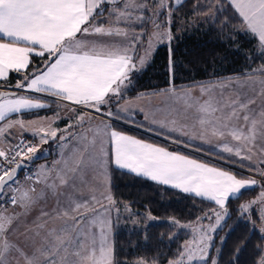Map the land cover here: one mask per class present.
<instances>
[{"label":"snow or ice","instance_id":"1","mask_svg":"<svg viewBox=\"0 0 264 264\" xmlns=\"http://www.w3.org/2000/svg\"><path fill=\"white\" fill-rule=\"evenodd\" d=\"M172 3L179 6L183 0H152V4L145 0H0V79L6 80L10 72H25L15 85L18 92L0 91V122L7 120L0 126V137L15 139L14 144L0 145V195L8 188L9 202L14 207H23L24 212L19 215L24 216L44 197L45 189L57 195V206L52 212L41 210L33 221L34 227L15 238L12 234L18 231L19 215L0 210V264H117L112 241L115 221L111 213L114 211L118 217L119 209L114 207L115 201L108 190L110 166L214 203L216 208L198 217L194 225L180 224L175 219L169 221L178 228L191 229L193 238L185 241L177 258L168 264L197 261L217 264L210 252L215 233L231 216L227 205L239 199L245 190L258 186L264 189V184L254 178H238L230 171L210 167L120 131H109L108 124L102 130L97 126L73 131L92 119L77 114L81 108L109 120L141 111L132 101L120 105V100L134 88L133 73L143 69L155 43H167L171 55L170 45L175 39L171 33L173 12L168 11L162 24L153 21L154 31L138 63L136 49L148 34L132 29L143 26V13L158 19ZM207 6L221 12L219 2ZM228 6L242 19L246 29L258 37L264 50V0H228ZM223 23L227 26L228 20ZM33 56L41 58V64L27 73ZM257 73L264 77V65L245 74L248 78L242 81L245 86H252L251 94L241 91L227 99L222 93L219 98L213 95L215 85L198 86L201 98L193 96L190 90L177 92L170 88L172 96L183 102V119L171 120L169 134L178 132L188 140L209 144L215 138L217 143L213 147H219L228 159L247 160L256 169L255 174L264 180V167H261L264 165V79H255ZM257 84L259 89L255 87ZM19 92L42 95L30 97ZM45 96L71 103L73 107L68 109L71 115L63 117L57 112L54 117L27 123L8 119L12 114L49 108ZM256 97L260 98L259 106ZM60 106L58 102L57 107ZM65 118L71 122L63 129L53 126ZM14 127L21 129L19 138L10 134ZM23 134L38 137L39 145L25 141ZM68 141H77L82 150H73L71 156L56 162L53 169L42 165L36 173L29 172L26 176L32 184L43 183L45 189L36 193L34 188L19 184V171L45 151L40 145L58 142L63 149ZM172 142L184 143L179 137ZM254 156L261 157L259 163L253 162ZM89 171H98V187L91 189L90 198L80 192ZM50 179L52 182L48 183ZM102 199L107 200V205L101 203ZM125 209L128 210L127 205ZM236 212L239 219L247 218L246 222L254 229L255 215L262 225L257 230L264 236V190L256 198L240 203ZM53 217L61 224L49 228L46 218ZM205 219H214V223H200ZM135 264L150 262L140 258ZM151 264H157L156 258ZM256 264H264V254L259 255Z\"/></svg>","mask_w":264,"mask_h":264},{"label":"trees","instance_id":"2","mask_svg":"<svg viewBox=\"0 0 264 264\" xmlns=\"http://www.w3.org/2000/svg\"><path fill=\"white\" fill-rule=\"evenodd\" d=\"M218 1L221 4V12L218 13L214 8V18L208 24L176 37L170 45L171 55L168 44L156 47L152 58L143 69L133 73L134 88L124 93V99L167 87L201 83L229 75H244L264 65V55H261L264 50L261 49L255 35L243 29L242 19L228 6L227 0ZM204 2L206 0H183L182 5H171L168 10L173 12L174 24L199 11H207ZM225 19L228 20L227 26L223 23ZM39 62L41 63V59ZM32 71L31 69L29 73ZM36 113L38 112H31ZM116 120L121 123L111 120L110 125L113 128L211 162L200 155L171 145L167 142L171 140L169 137L154 133L133 119L121 117ZM233 172L241 177L247 176ZM21 175L20 173L19 176ZM258 181L264 184V180ZM259 188L258 186L245 190L239 199H233L227 205L231 216L215 233L210 252L211 257L216 256L217 264H256V260L262 254L264 237L257 227L254 229L246 222L247 218L239 219L236 212L237 206L255 195ZM111 194L115 204H119L120 208H125L126 205L129 207L132 211L130 216L140 217L149 212L161 219L138 229L128 224H120L119 219L122 216L114 215L112 239L117 264L125 262L133 264L140 258L149 262L156 258L160 264L174 258L181 248L183 233L173 234L171 230L173 227L163 219L173 217L181 221L194 220L199 213L215 206L204 199L159 185L115 167L111 169ZM8 204H10L8 201L1 203L0 200V205ZM252 219L257 224L258 219L255 215Z\"/></svg>","mask_w":264,"mask_h":264},{"label":"crops","instance_id":"3","mask_svg":"<svg viewBox=\"0 0 264 264\" xmlns=\"http://www.w3.org/2000/svg\"><path fill=\"white\" fill-rule=\"evenodd\" d=\"M227 2H228V0H227ZM172 6H176V4L172 3ZM243 29L248 31L246 29V26L244 25V23H243ZM255 37L258 40V37L257 36H255ZM46 58L47 57H45V59ZM39 59H41V58L33 56L32 62L30 64L29 68L25 71L27 73H29V71L31 69L34 70L37 66H39L41 64L39 62ZM30 67H31V69H30ZM13 73L16 75L13 76L12 75ZM24 75H25L24 71H22L21 73L10 72L6 80L0 79V89L8 88V89L16 90L18 92V90L15 89V85L18 81H20L22 79V77ZM247 78L248 77L245 74L244 75H229V76H225V77H221V78L211 79V80L206 81V82L194 83V84L185 85V86H176L174 88L177 90V92H181L183 90H190L192 92L193 96H195L197 98H201V93L199 92L198 86L207 85L209 87H212L213 85H215L213 95L216 96L217 98H219L220 94L222 93L224 98L227 99L229 97H233V96L238 95L241 91L246 93V94H251L252 86H245L242 83V81L246 80ZM255 79H257V80L264 79V77H261L260 74L257 73L255 76ZM220 85H224L225 87L222 88ZM255 87L257 89H259L258 84L255 85ZM170 88H173V87H167V88L161 89L159 91H154V92H143L141 94H144V95L139 94V95L132 97V98L120 100V102H126V101L134 100L136 102L135 107L141 110V111L135 112L134 115H129L132 117H126V116H122V115H121V117L133 119L135 121L138 120V123L141 124L142 126L148 128V129H151L154 133L160 134L162 136H167L171 140L179 137V139L184 141V143H178V144L187 146L191 150L201 154L202 156H204L206 158H208V157L214 158L215 157V158L221 159L223 161L242 166L246 169L249 168V170L251 169V171L255 169V168H252L250 166V164L247 160L239 161L236 158L228 159L227 154L221 153L219 147H213L212 146L213 144L217 143L215 138H212V143L209 144L207 142H201L198 139L197 140H188L187 137L180 136L178 132H172L171 134H169V128H171L173 126L171 124V120L176 119L177 122H181L183 119V110H182L183 109V102L180 98L172 96V94L168 91ZM19 94L28 95L30 97L39 96V94H36V93L19 92ZM204 98H206V96ZM44 101L50 104L49 108L41 109V110H32L30 112H22L19 115L12 114L8 119H10L12 121L22 119L26 122H29V121H36V120L41 119V118H49L50 116L54 117L57 112H59L61 114V116H63V117H68L71 115L68 112V109L72 105L71 103H66L63 101H57L56 98H53L51 96H45ZM58 102L60 103V105H63V104L67 105V106L69 105V108L64 109V110H59V108H57ZM256 102H257V106H259V104L261 102L259 97H256ZM178 110H180V111L178 112ZM31 112H38V113L31 114ZM145 117H147V120L145 119ZM74 118L75 117H73V119ZM110 121L111 120H109L106 116L98 115V117H94V119H92L90 122L84 123L82 125V128L73 129V131L74 132L75 131H81L82 129H88L90 127L96 128L97 126H99V128L102 130L104 124L110 125ZM153 121H156V122L153 123ZM70 122L71 121L69 119L65 118V119H61V120L57 121L53 126L58 128V129H63ZM6 123H7V120L0 122V126H3ZM162 125H163V127H162ZM111 130L120 131L126 135L132 136V137L139 139V140H142L146 143H150V144H154V145L159 146V147L166 148L169 151H174V150L168 149L167 147H165L163 145H159V144L144 140V139L139 138L137 136H134L130 133H127V132L118 130L116 128H113L110 125L109 131H111ZM10 134L13 138H19V136L21 135V129L19 127H14L13 129H11ZM23 138L30 140L32 142V144L39 145V138L38 137H33L31 134H23ZM157 138H159V137H157ZM88 139L89 140L92 139V133L88 134ZM104 139H105V144L107 145L108 144L107 137H105ZM14 142H15V139L8 140L6 137H0V145H3L4 147H6L9 143L13 144ZM40 146L45 151L41 152L39 154V158L35 159L34 161H32L30 163L29 168L31 169L30 171L32 173H36L41 168L42 165H46L48 169H53L56 162L61 161L62 158H67L68 156H71L73 153V150H78V151L82 150L80 148V144L77 141H68L67 146L64 147L63 149L60 147V144L58 142H50L48 144H44V145H40ZM174 152H177V151H174ZM178 153H180L182 155H186L189 158L195 159L201 163L208 164L210 167H219L223 170L230 171L233 174H235L238 178H241V179L254 178V179H256L255 177H252V176L241 177V176L237 175L236 173H234L232 170H229V169H227L223 166H220L218 164H215L212 162H207L205 160L199 159L195 156L187 155V154L182 153V152H178ZM260 158L261 157L254 156L253 162L259 163ZM113 167H115V166H110L108 168V176L110 179V184H109L108 190L110 191V194H111V169ZM261 167H264V165H261ZM120 170H123V169H120ZM123 171L128 172L127 170H123ZM252 172H254V171H252ZM97 175H98V171L97 172H92V171L87 172V174L85 175L86 183L83 185H80V192L83 196L90 198V196L93 194L91 189L98 187ZM140 177H142V176H140ZM33 178L35 179V177H33ZM146 179H148V178H146ZM18 182L24 188H29V187L34 188L36 193H40L42 189H45V185L43 183L32 184L31 180H19ZM51 182H52V180L50 179L48 181V183H51ZM155 183L162 185L158 182H155ZM162 186H166V185H162ZM15 187H17V186L15 185ZM166 187H170V186H166ZM101 190H103V189H101ZM260 190H264V189H262L260 187L257 190L256 194L250 198L255 197L259 193ZM95 194L99 198V192H96ZM189 195H192V194H189ZM111 196H112V194H111ZM201 199H204V198H201ZM204 200H206V199H204ZM206 201H208V200H206ZM101 203L107 205L108 202H107V200L102 199ZM56 206H57V195L54 194L50 189H45L44 197L39 199L31 207L30 211L28 212V214L26 216L19 215V214L24 212L23 207H20V206L14 207L13 205H11V203L8 204L7 206L0 205V207L3 208V210H6V214H17V215H19L18 231L14 232L12 234L13 238H15L16 236H20L22 233L25 232V229L33 228L34 227L33 221H35L37 219V217L40 216L41 210H44V211L51 213L52 210ZM95 206L99 207V205H95ZM114 207L120 208V205L115 204ZM113 213H114V211L111 213L112 219H113ZM114 214H116V213H114ZM46 219H48V227L49 228L58 227L61 224V221L59 219H55L54 217L53 218H46Z\"/></svg>","mask_w":264,"mask_h":264},{"label":"rangeland","instance_id":"4","mask_svg":"<svg viewBox=\"0 0 264 264\" xmlns=\"http://www.w3.org/2000/svg\"><path fill=\"white\" fill-rule=\"evenodd\" d=\"M145 2L149 3V4H152V0H145ZM166 2H168V0H166ZM217 2H219L218 0H215L214 2H212L211 0H206V2H204V5L208 8L207 11L205 12H197L195 13L193 16L187 18L186 20H182V21H178L176 24H174V22L172 23V26H171V33L172 35L176 38V37H181L182 35H184L186 32H190V31H194L196 30L197 28H199L200 26H203V25H206L209 23V21L213 20L214 18V7H208L207 5L209 3H212L213 5H215ZM168 10L167 8L164 10V13L159 15L158 19L155 18V17H150L149 14L147 12L143 13L144 17H145V21H144V24L142 27H134L132 30L137 32V33H140V32H146L148 35L145 36L143 38V41H142V46H140L139 48L136 49V52L139 54L137 56V63H138V59H139V56H143L144 55V51H145V48H144V45H147L148 43V37L151 36V34L153 33L154 31V28H153V21L156 20L158 23H163L165 21V19L167 18V13H168ZM172 12V11H171ZM139 14V13H137ZM105 15L107 16V12L105 13ZM174 16L172 15L171 16V20L173 21L174 20ZM121 27H123L124 25H120ZM165 28H167V26L165 25ZM163 30V29H162ZM160 44H164V43H155L154 44V49L151 53V55L149 56L148 60L146 61V63L152 58V55H153V52L155 51L156 47ZM167 44V43H166ZM145 63V64H146ZM139 66V65H138ZM262 66V65H261ZM261 66H259L258 68H260ZM256 68V69H258ZM125 100V99H124ZM128 101L126 102H120V105H124L126 104ZM132 102L134 103V105L136 104V102L134 100H132ZM72 106H70L71 108ZM58 108V107H57ZM69 108V105H61L59 107V110H64V109H68ZM77 114H83V115H88V116H91L92 119H94V117H98L99 114H96V113H89L86 109H78V113ZM54 116V115H53ZM122 116H126V117H132V116H129L127 114H122ZM51 117V116H50ZM91 119V120H92ZM41 119H38L36 121H40ZM138 122V120H136ZM26 122V121H25ZM27 123V122H26ZM155 135V134H154ZM156 136V135H155ZM158 137V136H156ZM160 138V137H159ZM162 139V138H161ZM164 140V139H163ZM170 149V148H168ZM171 150V149H170ZM29 170H31L30 168H28ZM249 169V168H248ZM251 170V169H250ZM254 172H256V169L252 170ZM32 173V172H31ZM19 180H26V177L24 176H18V181ZM15 186V185H13ZM12 186V187H13ZM172 188V187H171ZM262 190L259 191V193L261 192ZM9 192V189L8 188H5L4 189V194ZM258 193V194H259ZM258 194L253 197V198H249L247 201H250L254 198H256L258 196ZM119 215L122 216L119 220L120 224H128L129 226H131L132 228H140V229H143L145 226H147L149 223H153V222H156L157 220H161L159 218H156L154 216H152L149 212H145L142 216L140 217H137V216H130L132 213V211L129 210V207H128V210H126L125 208H119ZM216 208V205L214 207H211L209 209H206L204 211H202L201 213L198 214V216L194 219V220H189V221H181V220H178L176 218H173V217H168V218H164L163 220H166V221H170L172 219H175L177 221H179L180 224H191V225H194L196 223V220L198 217H201L204 215V213L206 212H209L210 210L212 209H215ZM0 210H3V208L0 207ZM115 213V212H114ZM113 213V217H114V214ZM151 217V219H150ZM129 219V220H126V219ZM258 219V218H257ZM254 220V219H253ZM200 223L204 224V225H207L209 223H214V219L212 221H209L207 219L205 220H202L200 221ZM224 223V222H223ZM170 224V223H169ZM173 228L171 229L173 231V234H180V233H183L182 234V243H181V246L185 243V241H189L193 238V233L191 231V229H188V228H178L177 226L175 225H172L170 224ZM223 225V224H222ZM261 222L260 220L258 219L257 221V224H256V227L257 229L259 227H261ZM113 231V229H112ZM264 237V236H263ZM113 241V239H112ZM181 249V248H180ZM262 254H264V243H263V252ZM174 258H177V255L174 257ZM172 258V259H174ZM213 259H216V256L212 257ZM171 260V259H170ZM169 261V260H168ZM168 261L165 262V263H160V264H168ZM201 262H195V264H200ZM135 264V262L133 263ZM151 264V262H150ZM159 264V263H157Z\"/></svg>","mask_w":264,"mask_h":264},{"label":"built area","instance_id":"5","mask_svg":"<svg viewBox=\"0 0 264 264\" xmlns=\"http://www.w3.org/2000/svg\"><path fill=\"white\" fill-rule=\"evenodd\" d=\"M2 89H6V88H2ZM1 90V89H0ZM39 95H42V94H39ZM72 107H73V105H71ZM80 110H82V108L80 109ZM114 122H117V123H121L120 121H118V120H113ZM25 141H27V142H29V143H32L30 140H28V139H25V138H23ZM167 141V140H166ZM168 143H170L171 145H173V146H175V147H177V148H180V149H183V150H186V151H188V152H191V153H194V154H197V155H200V156H202L201 154H199V153H197V152H195V151H193V150H191L190 148H188L187 146H184V145H181V144H178V143H173V142H171V141H167ZM15 143V142H14ZM13 143V144H14ZM202 157H204V156H202ZM204 158H206V157H204ZM207 160H209V161H211V162H213V163H215V164H218V165H220V166H223V167H225V168H227V169H229V170H232V171H236V172H239V173H242V174H245V175H247V176H252V177H255L257 180H262L261 179V177L259 176V175H256L255 174V172H252L251 170H249V169H246V168H244V167H242V166H239V165H236V164H232V163H229V162H226V161H223V160H221V159H218V158H213V157H208V158H206ZM29 172H31L28 168H24L22 171H21V174H22V176H24V177H26L28 174H29ZM13 188H15V186H13ZM8 194H9V192H7V193H5V194H3V195H1L0 196V200H1V203L2 202H4V201H8L9 202V199H8ZM10 203V202H9Z\"/></svg>","mask_w":264,"mask_h":264},{"label":"water","instance_id":"6","mask_svg":"<svg viewBox=\"0 0 264 264\" xmlns=\"http://www.w3.org/2000/svg\"><path fill=\"white\" fill-rule=\"evenodd\" d=\"M0 91H13V92H17L16 90L8 89V88H6V89H1ZM28 167H29V165H27L25 168H28ZM21 171H22V170H21ZM21 171H19V173H20ZM19 173H18V175H19Z\"/></svg>","mask_w":264,"mask_h":264}]
</instances>
